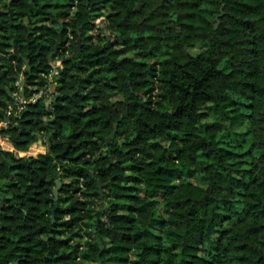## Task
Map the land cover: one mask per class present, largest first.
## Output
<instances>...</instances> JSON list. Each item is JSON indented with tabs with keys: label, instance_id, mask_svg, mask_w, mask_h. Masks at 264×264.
<instances>
[{
	"label": "trees",
	"instance_id": "16d2710c",
	"mask_svg": "<svg viewBox=\"0 0 264 264\" xmlns=\"http://www.w3.org/2000/svg\"><path fill=\"white\" fill-rule=\"evenodd\" d=\"M3 121L0 264H264V0H0Z\"/></svg>",
	"mask_w": 264,
	"mask_h": 264
},
{
	"label": "built area",
	"instance_id": "2783aa9c",
	"mask_svg": "<svg viewBox=\"0 0 264 264\" xmlns=\"http://www.w3.org/2000/svg\"><path fill=\"white\" fill-rule=\"evenodd\" d=\"M59 64H60V62L56 63V65H59ZM56 65H54V66H56ZM56 72H57V69L53 68L50 72L42 73V76L47 78L50 83H53V78H54V75ZM18 85H19V82H18ZM51 94H52V85L49 86L48 90H43V91L39 92V94H36L31 98H26V97L22 96L17 91L14 93L15 102L12 103L11 105H9L8 113L18 115L25 109L26 104H28L29 102L35 101V100H37V98H39L41 96L49 97V96H51ZM7 125H8L7 121H3L0 123V145L3 149L9 151V148H8L9 145L8 144H11V143H10L9 139L7 137L3 136L1 133V129L7 127ZM40 143L44 144V142L42 140ZM29 152H30V150L27 152L28 155H29Z\"/></svg>",
	"mask_w": 264,
	"mask_h": 264
},
{
	"label": "water",
	"instance_id": "95a60500",
	"mask_svg": "<svg viewBox=\"0 0 264 264\" xmlns=\"http://www.w3.org/2000/svg\"><path fill=\"white\" fill-rule=\"evenodd\" d=\"M27 64H28V62H27ZM118 125H119V123L117 122V123L115 124V127H114V130H113L112 135H110V136L107 138V144L110 143L112 136L115 135V134L117 133V131H118ZM39 142H41V140H40ZM48 146L50 147V144H49V143H48ZM66 153H67V150H66L64 153H62V157H65ZM61 185H62L61 180H57V188L55 189V196H56V199L58 198V195H59V191H60ZM102 187H103V186H102V183L99 182L100 192H103V188H102ZM2 205H3V202H2ZM98 214H99V213H98Z\"/></svg>",
	"mask_w": 264,
	"mask_h": 264
},
{
	"label": "crops",
	"instance_id": "0c3cea01",
	"mask_svg": "<svg viewBox=\"0 0 264 264\" xmlns=\"http://www.w3.org/2000/svg\"><path fill=\"white\" fill-rule=\"evenodd\" d=\"M19 85H20V81H19ZM21 86V85H20ZM11 143V142H10ZM9 145V151H13L15 148L13 146V144H8ZM45 149V150H44ZM41 151V153H44L47 151V146L45 144H42L40 142L35 143L31 148H30V152L29 155H33L36 154L37 152Z\"/></svg>",
	"mask_w": 264,
	"mask_h": 264
},
{
	"label": "rangeland",
	"instance_id": "374dc122",
	"mask_svg": "<svg viewBox=\"0 0 264 264\" xmlns=\"http://www.w3.org/2000/svg\"><path fill=\"white\" fill-rule=\"evenodd\" d=\"M191 49V51L192 52H198V51H200L201 50V47L198 45V46H193V47H191L190 48ZM59 68V66L58 65H56V66H54V69H58ZM45 150V149H44ZM39 153H41V151H39V152H37L36 154H33V155H37V154H39ZM103 188V187H102Z\"/></svg>",
	"mask_w": 264,
	"mask_h": 264
}]
</instances>
